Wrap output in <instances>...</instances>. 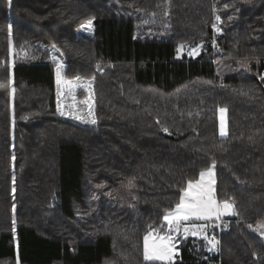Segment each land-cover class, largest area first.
<instances>
[{
  "label": "trees",
  "instance_id": "obj_1",
  "mask_svg": "<svg viewBox=\"0 0 264 264\" xmlns=\"http://www.w3.org/2000/svg\"><path fill=\"white\" fill-rule=\"evenodd\" d=\"M41 45L95 79L96 125L57 113ZM263 69L264 0H0V264H264ZM213 164L236 213L219 249L188 237L173 262L145 259V236Z\"/></svg>",
  "mask_w": 264,
  "mask_h": 264
},
{
  "label": "rangeland",
  "instance_id": "obj_2",
  "mask_svg": "<svg viewBox=\"0 0 264 264\" xmlns=\"http://www.w3.org/2000/svg\"><path fill=\"white\" fill-rule=\"evenodd\" d=\"M88 23V22H87ZM87 23H85L79 30V33H85V34H92L93 33V23L91 25V30H87ZM42 46V45H41ZM43 49H48L49 57L51 62L54 64V70L56 75V100H57V113L64 118L76 121L81 124H88V125H96L92 124L90 121L92 119L91 113H94L95 118L96 117V96H95V90H94V84L95 79L94 78H84L82 76H76V77H69L67 75V62L66 58L64 57L62 51L56 47V46H49L45 47L42 46ZM203 45L198 44L194 46L190 45H180L178 47L177 56L181 57L185 53L187 55H191L194 57H197L202 49ZM17 53L15 49H12V55ZM191 53V54H190ZM20 54L26 55L27 52H21ZM59 67V74H60V83H57V68ZM79 78V79H77ZM71 82L69 84L68 82ZM221 109H224L225 111H221ZM61 112L65 113L64 115H61ZM69 112H72L73 114H79L83 117V119H75L74 115H68ZM218 119H219V135L222 137H225L228 134V111L224 107H220L218 109ZM223 123L224 128V135H221V126ZM214 173V180L215 184L212 185L214 188L215 196H216V170L215 167H211ZM204 172H207L204 171ZM201 179V177L199 178ZM205 184H207L209 177L205 176L204 178ZM198 181V180H197ZM184 195V194H183ZM216 199L218 200L217 196ZM219 201V200H218ZM229 203L233 204V208L230 209L228 212L221 214L220 219H215L214 217L212 219L204 220V219H191L187 223L189 225H206V227L200 231L198 235H192L191 231L188 233H184L183 227H181V230L179 232H176L174 230H170L167 222L164 221V226L162 229L154 230V232H160V233H166L169 236H173V240L177 243V248H179V245L182 240L188 238V237H195L201 240L205 241V245L208 251L210 252H216L219 249L220 246V240L219 235H215V228H219V232H221V226L225 220H229L230 218H233L235 213V207L232 199L228 200ZM174 209V208H173ZM225 223V222H224ZM259 229V227L257 226ZM151 233V232H150ZM214 238L218 243L213 247L210 240ZM264 238V236H263ZM172 240V241H173ZM172 244H174L172 242ZM176 251V249H175ZM176 258L174 256L172 257V260L170 262H173ZM149 261H159V260H149ZM162 262H169V261H162Z\"/></svg>",
  "mask_w": 264,
  "mask_h": 264
},
{
  "label": "snow or ice",
  "instance_id": "obj_3",
  "mask_svg": "<svg viewBox=\"0 0 264 264\" xmlns=\"http://www.w3.org/2000/svg\"><path fill=\"white\" fill-rule=\"evenodd\" d=\"M11 2V0H9ZM94 19V18H93ZM217 20H220V17H216ZM92 20H89L87 23V30H91ZM9 29L11 30V25H9ZM191 54V53H190ZM79 79V78H77ZM57 83H60V74L59 67L57 68ZM71 84V82H68ZM7 87L6 84L0 83V88ZM14 92L15 89L13 88ZM221 111H225L221 109ZM65 113L61 112V115ZM68 115H74L75 119H83V117L79 114H73L69 112ZM92 116L91 123H97L94 113L90 112ZM167 131V129H165ZM223 123L221 126V135H224ZM15 159V157H13ZM214 168V164H213ZM208 176L209 180L207 184L204 182V177ZM214 173L212 168L208 169L207 172H201V179L197 182L188 181L187 188L184 189V195L180 198V201L175 205L174 209L165 210L163 215V220L167 222V225L170 230H174L179 232L181 227H183L184 233H188L191 231L192 235H198L200 231H202L206 225H189L187 222L191 219H220L221 214L228 212L233 208V204L229 203L228 200L218 201L215 196L214 188L212 185L215 184V180L213 178ZM15 183V178L13 177V184ZM13 192H15V188L13 187ZM15 210V206H13V211ZM251 227V226H250ZM260 234L264 236V224H260L259 226ZM150 235L145 236L144 238V255L147 260H161V261H171L174 255V245L171 244V236H160L157 237L160 243L153 242L151 248L149 247ZM213 247L218 243L214 238L210 240Z\"/></svg>",
  "mask_w": 264,
  "mask_h": 264
},
{
  "label": "built area",
  "instance_id": "obj_4",
  "mask_svg": "<svg viewBox=\"0 0 264 264\" xmlns=\"http://www.w3.org/2000/svg\"><path fill=\"white\" fill-rule=\"evenodd\" d=\"M218 22V21H216ZM219 23H215L213 25V40H212V46H213V53H214V56H216L217 54H221L222 53V50L219 48V42L222 41L224 42L225 41V38L221 35V30H220V27L218 25ZM215 62V58L213 60ZM262 73L264 74V69L262 70Z\"/></svg>",
  "mask_w": 264,
  "mask_h": 264
},
{
  "label": "crops",
  "instance_id": "obj_5",
  "mask_svg": "<svg viewBox=\"0 0 264 264\" xmlns=\"http://www.w3.org/2000/svg\"><path fill=\"white\" fill-rule=\"evenodd\" d=\"M195 182H197V181H195ZM149 235H150V239H149L148 243H149V247L150 248H151L153 242H155L157 244L160 243V241L158 239H156L157 237H160V236H169L166 233L163 234V233H160V232H154V233L151 232V233L147 234L146 236H149ZM172 240H173V236H172V239H171V244H172V242L174 243V244H172V245H174V255L173 256H174V258H176L177 255H178V252H179V248L176 247L177 246V243L175 242V240H173V241ZM175 249H176V251H175ZM159 261H161V260H159Z\"/></svg>",
  "mask_w": 264,
  "mask_h": 264
}]
</instances>
